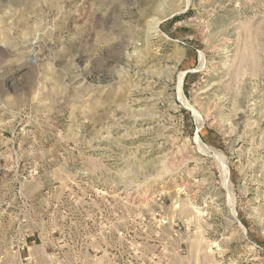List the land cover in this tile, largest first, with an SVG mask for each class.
Returning <instances> with one entry per match:
<instances>
[{
    "label": "rangeland",
    "instance_id": "rangeland-1",
    "mask_svg": "<svg viewBox=\"0 0 264 264\" xmlns=\"http://www.w3.org/2000/svg\"><path fill=\"white\" fill-rule=\"evenodd\" d=\"M32 246L264 264V0H0V262Z\"/></svg>",
    "mask_w": 264,
    "mask_h": 264
},
{
    "label": "crops",
    "instance_id": "crops-1",
    "mask_svg": "<svg viewBox=\"0 0 264 264\" xmlns=\"http://www.w3.org/2000/svg\"><path fill=\"white\" fill-rule=\"evenodd\" d=\"M26 251V250H25ZM24 251V252H25ZM26 257V259H25ZM0 264H57L51 257L48 256L43 247L32 246L28 247L24 256L9 254L1 258Z\"/></svg>",
    "mask_w": 264,
    "mask_h": 264
}]
</instances>
